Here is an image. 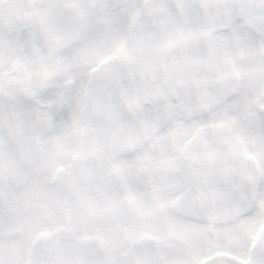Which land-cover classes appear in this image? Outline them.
I'll return each instance as SVG.
<instances>
[{
  "label": "snow or ice",
  "instance_id": "1",
  "mask_svg": "<svg viewBox=\"0 0 264 264\" xmlns=\"http://www.w3.org/2000/svg\"><path fill=\"white\" fill-rule=\"evenodd\" d=\"M0 264H264V0H0Z\"/></svg>",
  "mask_w": 264,
  "mask_h": 264
}]
</instances>
